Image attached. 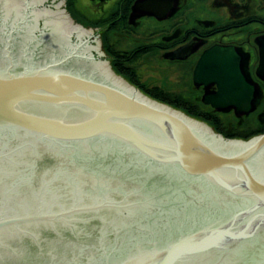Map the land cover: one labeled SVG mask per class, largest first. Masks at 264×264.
Returning <instances> with one entry per match:
<instances>
[{
	"label": "water",
	"instance_id": "95a60500",
	"mask_svg": "<svg viewBox=\"0 0 264 264\" xmlns=\"http://www.w3.org/2000/svg\"><path fill=\"white\" fill-rule=\"evenodd\" d=\"M64 1L0 0V264H264V134L225 140L143 97ZM193 82L252 111L234 50H206ZM109 165L128 194L106 192Z\"/></svg>",
	"mask_w": 264,
	"mask_h": 264
},
{
	"label": "flooded vegetation",
	"instance_id": "af4514ba",
	"mask_svg": "<svg viewBox=\"0 0 264 264\" xmlns=\"http://www.w3.org/2000/svg\"><path fill=\"white\" fill-rule=\"evenodd\" d=\"M68 3L73 17L82 26L103 31L106 54L121 75L128 76L130 62L138 59H160L173 66H187L188 88L197 105L205 92L218 90L216 85L205 88L193 84L192 75L199 58L213 46L234 50L240 57L244 81L255 89L253 110L242 117H237L234 111L215 116L232 122V135L247 136L264 130V67L259 68L260 58L264 57V0H68ZM155 3L159 5L153 7ZM180 48L190 51L185 59L166 60ZM254 118L260 125L257 129L252 127ZM107 167L104 176L111 179L102 180L106 192L112 197L128 194L130 188L117 179L125 176L123 172L115 175L119 166ZM144 211L146 216L148 210Z\"/></svg>",
	"mask_w": 264,
	"mask_h": 264
},
{
	"label": "rangeland",
	"instance_id": "374dc122",
	"mask_svg": "<svg viewBox=\"0 0 264 264\" xmlns=\"http://www.w3.org/2000/svg\"><path fill=\"white\" fill-rule=\"evenodd\" d=\"M64 9H66V7H64ZM102 33L103 31L100 33V35ZM101 42L102 50L105 52L104 35ZM109 63L113 65L112 59L109 61ZM130 65V73L128 74V77L133 81H130V84H132L134 88L140 90L143 94L147 95L146 93L153 90L152 88H158V90L160 89L163 93L170 94L174 97L187 99L189 103L193 102V93L192 90L188 88V77L185 74L187 66H173V64L164 63L160 59H138L131 61ZM147 67H152L154 69ZM198 108L204 113L207 112V110L202 107ZM181 111L184 112L183 110ZM255 119L256 118H254V121L252 122L253 129L260 127L259 123ZM220 123L223 133L225 135H232V122L226 118L222 120L220 119Z\"/></svg>",
	"mask_w": 264,
	"mask_h": 264
},
{
	"label": "trees",
	"instance_id": "16d2710c",
	"mask_svg": "<svg viewBox=\"0 0 264 264\" xmlns=\"http://www.w3.org/2000/svg\"><path fill=\"white\" fill-rule=\"evenodd\" d=\"M130 81L133 82L131 79ZM148 94L152 98L157 99L158 101L166 103L174 108L184 110L189 115L209 123L212 127L216 129V131L222 132L218 121H216V119L214 120L210 114L202 112L198 108L199 106L198 107L196 105L191 106L183 98L174 97L170 94L163 93L161 90H158V89H154L148 92Z\"/></svg>",
	"mask_w": 264,
	"mask_h": 264
},
{
	"label": "bare ground",
	"instance_id": "6f19581e",
	"mask_svg": "<svg viewBox=\"0 0 264 264\" xmlns=\"http://www.w3.org/2000/svg\"><path fill=\"white\" fill-rule=\"evenodd\" d=\"M71 25H74V23H71Z\"/></svg>",
	"mask_w": 264,
	"mask_h": 264
}]
</instances>
